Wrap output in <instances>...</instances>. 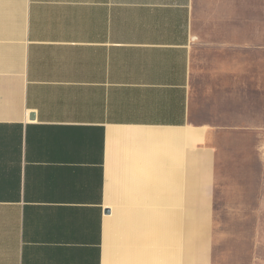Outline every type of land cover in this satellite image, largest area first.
I'll return each instance as SVG.
<instances>
[{
    "label": "crops",
    "instance_id": "1",
    "mask_svg": "<svg viewBox=\"0 0 264 264\" xmlns=\"http://www.w3.org/2000/svg\"><path fill=\"white\" fill-rule=\"evenodd\" d=\"M261 139L264 0H0V264H214Z\"/></svg>",
    "mask_w": 264,
    "mask_h": 264
},
{
    "label": "rangeland",
    "instance_id": "2",
    "mask_svg": "<svg viewBox=\"0 0 264 264\" xmlns=\"http://www.w3.org/2000/svg\"><path fill=\"white\" fill-rule=\"evenodd\" d=\"M255 146L258 148L255 157L258 158L259 154H264V141L261 139ZM252 160L257 172L264 167L258 159L252 157ZM250 180L257 186L264 184V176L258 174ZM219 209L218 219L225 231H231L234 237L217 239L214 264H264V206L238 208V213L232 215L226 213V208Z\"/></svg>",
    "mask_w": 264,
    "mask_h": 264
},
{
    "label": "water",
    "instance_id": "3",
    "mask_svg": "<svg viewBox=\"0 0 264 264\" xmlns=\"http://www.w3.org/2000/svg\"><path fill=\"white\" fill-rule=\"evenodd\" d=\"M107 213H109V212H107Z\"/></svg>",
    "mask_w": 264,
    "mask_h": 264
}]
</instances>
